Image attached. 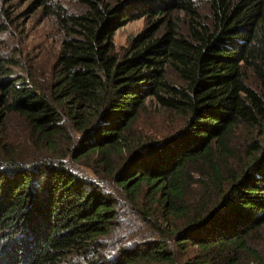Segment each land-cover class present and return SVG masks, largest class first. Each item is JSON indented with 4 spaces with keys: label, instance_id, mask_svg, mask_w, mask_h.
I'll list each match as a JSON object with an SVG mask.
<instances>
[{
    "label": "trees",
    "instance_id": "obj_1",
    "mask_svg": "<svg viewBox=\"0 0 264 264\" xmlns=\"http://www.w3.org/2000/svg\"><path fill=\"white\" fill-rule=\"evenodd\" d=\"M199 1L34 3L62 39L51 85L0 51V264L263 263L264 0ZM148 98L183 117L175 134L134 132ZM14 115L33 156L6 135Z\"/></svg>",
    "mask_w": 264,
    "mask_h": 264
},
{
    "label": "rangeland",
    "instance_id": "obj_2",
    "mask_svg": "<svg viewBox=\"0 0 264 264\" xmlns=\"http://www.w3.org/2000/svg\"><path fill=\"white\" fill-rule=\"evenodd\" d=\"M37 0H1L0 8L9 11L8 16L0 17L8 25L6 32L0 33V51L17 57L20 60V68H16L19 73L31 72L35 77L51 85L55 73L56 61L58 59L62 32L56 27L53 17L46 15L42 7L34 6ZM69 10L81 11L85 5L81 0H60ZM118 0H112L116 2ZM201 10L208 13L205 0H200ZM147 27L145 18H140L126 23L119 28L114 36L116 52L123 55L126 48L130 46L132 39ZM168 79L179 82L176 73L169 70ZM253 83L254 79L251 77ZM22 121L14 115L7 126L6 135L13 140L14 146L24 156L30 157L35 154L30 147L29 133L23 126ZM183 117L174 110L162 106L154 98H148L146 107L137 117L132 129L135 133L144 136L147 140L158 141L175 134L183 125ZM232 144L236 150L242 152L243 140L247 132L239 128ZM29 137V138H28ZM236 150V151H240ZM245 150V149H244ZM244 154V153H243ZM239 155V154H237ZM111 187L117 188L114 181ZM252 246L257 250L262 264H264V228L251 238ZM188 253H193V249H188ZM253 256L246 258L242 264H259Z\"/></svg>",
    "mask_w": 264,
    "mask_h": 264
}]
</instances>
